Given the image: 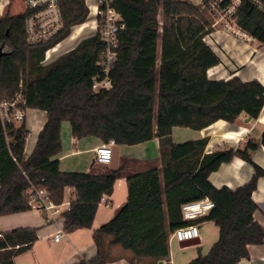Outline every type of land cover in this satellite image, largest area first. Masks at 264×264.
<instances>
[{
    "label": "trees",
    "instance_id": "16d2710c",
    "mask_svg": "<svg viewBox=\"0 0 264 264\" xmlns=\"http://www.w3.org/2000/svg\"><path fill=\"white\" fill-rule=\"evenodd\" d=\"M87 0H59L63 29L51 42L27 41L28 11L0 17V98L23 93L27 108L45 111L47 122L35 148L26 158L30 131L25 122L3 124L0 118V217L32 210L27 191L46 188L61 205L65 189L74 197L64 217V230L91 229L105 195H112L116 181L125 176L127 202L115 217L94 233L97 255L77 264H109L119 260V247L132 261L164 264L169 239L178 229L212 222L219 239L206 256L189 264H239L249 260L250 246L264 244V229L255 222L253 202L264 170L252 155L264 147L252 140L244 149L205 153L208 139L176 144L174 128L202 131L219 121L235 123L245 114L257 120L264 108V86L257 80L234 77L212 81L208 72L220 59L204 41L213 33L209 18L190 0H113L111 8L123 18L118 34V61L111 70L112 87L93 90V79L102 77L98 60L106 51L100 31L83 39L74 50L43 65L46 53L68 38L89 18ZM106 10L100 5L99 11ZM162 16V21L159 17ZM98 21L100 17L98 16ZM238 27L264 45V16L242 9ZM159 39L161 49L159 51ZM82 140L94 137L117 146L151 142L158 134L161 168L126 175V164L100 174L64 172L58 157L63 151L62 124ZM239 158L253 165L251 180L233 190L214 186L209 178L223 164ZM208 198L215 208L208 216L185 220L182 207ZM39 228H18L1 233L0 264H15L38 241Z\"/></svg>",
    "mask_w": 264,
    "mask_h": 264
},
{
    "label": "crops",
    "instance_id": "0c3cea01",
    "mask_svg": "<svg viewBox=\"0 0 264 264\" xmlns=\"http://www.w3.org/2000/svg\"><path fill=\"white\" fill-rule=\"evenodd\" d=\"M16 1L17 0H0V17L7 13H9L10 16H17L12 14V8ZM86 5L89 9V18L85 23L90 21L91 24H89V26L93 29L95 26L97 31V15L100 7L99 0H87ZM94 9L96 15L93 18ZM84 29L85 28H83V30ZM224 31V28L220 27L204 39L220 59V64L209 70V79L212 81H228L234 77H238L243 82L257 80L264 86V45L259 42L257 45H254V42L248 43ZM89 32L90 31H86L73 47L62 52L59 57L74 50L83 39L89 38L96 33ZM65 40L60 43H63ZM59 48H61V46H58L57 49L60 50ZM27 114L25 123L30 134H33L34 137L33 140H29L28 137L27 148H25L26 158L31 155L35 148L39 133L47 122V113L45 111L29 109ZM67 124L69 123L62 124V143L64 149L58 157L61 171L84 172L96 175L106 172L110 166L100 165L96 162V149L100 147L103 142L94 137L78 140L72 135L73 132ZM177 129L178 128L173 129L172 139L175 138L177 133H180L182 137L192 136V134L188 132L189 130L182 132ZM263 133L264 108L257 120H252L243 114L233 124L219 121L207 129L196 131V134L194 137H191V139L185 138V141L179 142L184 143L187 141L208 139L209 142L205 153L211 154L220 150L243 149L247 143L252 140L260 141ZM118 147L120 150L119 166L121 162L126 164V175L141 173L154 166L161 168V151L158 137H155L153 141L145 144ZM253 154L252 158L254 164L264 170V147L260 146ZM254 173L255 170L253 165L239 158H235L230 163L223 164L217 172L212 173L209 180L218 189H220V187H227L235 190L247 184ZM74 196L73 189H65V202H69ZM252 197L253 202L258 206V210L254 214V220L264 229V176L260 177L257 189ZM103 199H105L108 204L103 201L99 204L93 227L88 230L79 229L72 233H67L64 230V222L62 219L58 220L57 218L56 221L49 222L46 216L42 212H38V210L0 217V234L18 228H39L38 241L34 243L31 250L16 257L15 264H47L46 260L48 257H45L48 253L47 251L50 249L52 250V248L57 247V245L60 246L55 249L65 254L61 257V259L63 258L62 261L57 264H77L80 261H88L94 258L99 249L94 241L95 231L112 220L117 211L127 202L128 184L126 177L123 176L118 179L112 195H105ZM198 226L201 235L198 239L199 244L203 245L204 241L208 239V232L209 235L213 237V240L219 239V228L214 223L204 222ZM59 231H62L63 236L59 242H56L55 235ZM213 242L216 243L217 241ZM249 253V260H242L239 264H264V244L250 246ZM113 254L118 256L119 260L109 264H152V262L147 260L132 261V254L122 251L119 247L114 248ZM39 257L42 262L39 260ZM43 261L45 262L43 263ZM170 263L172 264L171 259L165 261L164 264Z\"/></svg>",
    "mask_w": 264,
    "mask_h": 264
},
{
    "label": "built area",
    "instance_id": "2783aa9c",
    "mask_svg": "<svg viewBox=\"0 0 264 264\" xmlns=\"http://www.w3.org/2000/svg\"><path fill=\"white\" fill-rule=\"evenodd\" d=\"M194 5L206 15L212 24L213 30L216 27L224 28V32L230 33L238 38H242L248 43H253L255 39L242 31L239 27V18L244 7L256 11L264 16V0H190ZM113 0H99L100 5H105L106 10L99 11L100 21H98L97 31H100L102 41L106 44L98 65L102 70V77L93 79V90L99 92L112 87L110 73L118 61V34L125 29L123 18L111 8ZM25 12L29 16L26 20L27 41L30 45L46 44L53 41L62 31V13L59 0H24ZM98 20V17H97ZM96 31V32H97ZM50 51V50H49ZM48 51V52H49ZM46 53L43 65L50 64ZM27 101L23 93V81L20 82L19 92L12 98H0V118L3 124L18 125L26 121ZM115 141L104 143L96 149V162L100 165L110 166L114 158ZM32 210L42 212L49 222L56 219L65 220V213L71 210V199L61 205L55 204L46 188L31 187L27 191ZM103 199V198H102ZM108 204L105 199L101 200ZM215 208V203L208 198L187 203L182 207L185 220L194 221L208 216ZM63 233L59 231L55 235V241L59 242ZM198 225H191L187 228L176 230L171 237L180 243L196 240L200 238ZM2 235L0 234V239Z\"/></svg>",
    "mask_w": 264,
    "mask_h": 264
},
{
    "label": "rangeland",
    "instance_id": "374dc122",
    "mask_svg": "<svg viewBox=\"0 0 264 264\" xmlns=\"http://www.w3.org/2000/svg\"><path fill=\"white\" fill-rule=\"evenodd\" d=\"M24 9H25V3L24 0H17L16 2H14L13 8H12V14L15 15H20L24 13ZM99 15V13H98ZM98 17V16H97ZM94 18V16H93ZM92 18V19H93ZM160 21H162V16L159 17ZM89 22V21H88ZM82 26V25H81ZM81 26H77L72 30V33L68 39L66 38V40L61 44V48H59L60 50H58L57 52H54L52 54V59L50 60V62L54 61L55 58L59 57V55L64 52L67 49H70L71 47H73L78 40L83 36V34H85L86 31H90L89 33H93L96 32V29L94 30L92 27H86L80 36H74V32L76 31V29H78ZM217 29L220 27H216ZM215 31V29H214ZM213 31V32H214ZM242 39V38H241ZM243 40V39H242ZM258 40L254 41V45L258 44ZM260 43V42H259ZM207 44V43H206ZM208 45V44H207ZM209 46V45H208ZM161 49V41L159 39V51ZM67 126L69 128L70 124H67ZM177 130H180L182 132L189 130L188 132H190L192 134V136H183L180 135V133H177L175 138L172 139L174 140L175 143H180L179 141H185V138L187 139H191V137H194V135L196 134L195 130L192 129H186V128H178ZM179 131V132H180ZM34 135L30 134L29 136V140H33ZM104 144V143H103ZM129 147V146H128ZM127 147V148H128ZM245 148V147H244ZM243 148V149H244ZM129 150V149H128ZM84 173V172H83ZM209 228V227H208ZM211 228V227H210ZM208 230V229H207ZM218 237V236H217ZM208 239H206L203 243V245L201 244H194L191 246H187V247H182L181 243L179 241H177L176 239H174L173 237L170 236L169 239V252H170V259L172 261V264H189L191 263L193 260L197 259L200 256H206L208 253H210L209 251L211 250V247L214 245L215 242L213 241H217V240H213V237H211L209 235L208 232ZM203 242V241H202ZM60 245H57V247ZM57 247L52 248V250H48L47 254L45 257H48L46 260L47 264H57L59 262L62 261L61 257L62 255H65L64 253H60L57 251ZM29 256V255H28ZM27 256V257H28ZM64 257V256H63ZM169 258L166 260H170ZM39 260L42 262L41 258L39 257ZM45 261H43L44 263ZM171 264V263H170Z\"/></svg>",
    "mask_w": 264,
    "mask_h": 264
},
{
    "label": "water",
    "instance_id": "95a60500",
    "mask_svg": "<svg viewBox=\"0 0 264 264\" xmlns=\"http://www.w3.org/2000/svg\"><path fill=\"white\" fill-rule=\"evenodd\" d=\"M4 54L3 50L1 49L0 50V59L2 57V55ZM156 137H158V134L156 135ZM119 147L116 145L115 148H114V158H113V161L110 165V168L111 169H117L119 166ZM194 244H199V240L196 239V240H192V241H188V242H183L181 243V246L182 247H187V246H191V245H194Z\"/></svg>",
    "mask_w": 264,
    "mask_h": 264
},
{
    "label": "bare ground",
    "instance_id": "6f19581e",
    "mask_svg": "<svg viewBox=\"0 0 264 264\" xmlns=\"http://www.w3.org/2000/svg\"><path fill=\"white\" fill-rule=\"evenodd\" d=\"M93 13H94V17H95V15H96V14H95V13H96L95 9L93 10ZM89 24H91L90 21L87 22V23H85V24H83V25H82L81 27H79L78 29H76V31L74 32V33H75L74 36H76V35L80 36V34L82 33L81 30H83V28L90 27ZM94 24H95V21H94ZM95 29H96V28H95V26H94V30H95ZM61 44H62V43L58 44L56 47H54L53 49H51V50L48 52V54H47V56H48V61H50V60L52 59V54L58 50L57 48H58V46H61Z\"/></svg>",
    "mask_w": 264,
    "mask_h": 264
}]
</instances>
